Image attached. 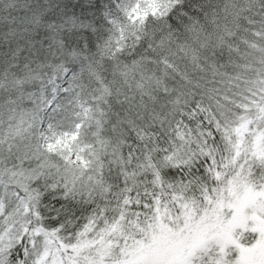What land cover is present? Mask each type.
I'll list each match as a JSON object with an SVG mask.
<instances>
[{
  "label": "snow or ice",
  "instance_id": "obj_1",
  "mask_svg": "<svg viewBox=\"0 0 264 264\" xmlns=\"http://www.w3.org/2000/svg\"><path fill=\"white\" fill-rule=\"evenodd\" d=\"M0 264H264V0H0Z\"/></svg>",
  "mask_w": 264,
  "mask_h": 264
}]
</instances>
